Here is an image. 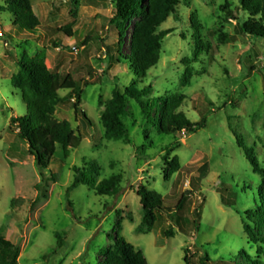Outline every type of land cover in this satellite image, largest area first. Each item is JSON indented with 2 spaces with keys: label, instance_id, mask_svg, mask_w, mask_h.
Returning a JSON list of instances; mask_svg holds the SVG:
<instances>
[{
  "label": "rangeland",
  "instance_id": "rangeland-1",
  "mask_svg": "<svg viewBox=\"0 0 264 264\" xmlns=\"http://www.w3.org/2000/svg\"><path fill=\"white\" fill-rule=\"evenodd\" d=\"M30 2L40 28L29 42L23 41V32L11 25L8 14H0V232L19 244L18 264H102L115 236L141 251L148 264H248L242 252L264 264V251L259 254L258 245L243 232L244 212L255 207L260 182L247 157L264 166V40L236 35L237 21L220 7L228 5L242 22L247 15L237 11L238 0H181L159 29L172 33L163 40L158 64L143 80L135 79L129 64L115 53L118 40L110 24L114 0ZM69 26L73 37L57 35L62 44L54 48L48 29ZM233 36L234 43L229 41ZM194 37L208 44L199 56ZM107 49L120 64L107 60ZM123 51L127 53V47ZM42 52L46 67L70 74L83 94L78 112L72 98L60 103L54 115L71 125L81 138L80 147L65 162L56 156L40 172L28 145L9 128L12 116L25 114L9 79L23 56ZM133 81L140 90L152 88L151 102L183 95L179 111L193 123L205 119L204 127L190 136L162 135L153 114L146 117L128 99L123 122L129 142L105 140L100 122L105 104L116 86L123 93ZM168 148L173 150L169 157L178 158L179 173H171L163 161ZM73 167L85 171L96 185L118 177L116 193L101 196L86 185L67 193ZM140 185L163 200L164 210L149 233L142 226L136 194ZM183 195L188 199L181 214L189 226L180 232L179 215L168 207ZM197 210L198 232L190 227ZM168 231L172 237L163 235ZM63 234L62 247L57 248L55 236Z\"/></svg>",
  "mask_w": 264,
  "mask_h": 264
},
{
  "label": "trees",
  "instance_id": "trees-1",
  "mask_svg": "<svg viewBox=\"0 0 264 264\" xmlns=\"http://www.w3.org/2000/svg\"><path fill=\"white\" fill-rule=\"evenodd\" d=\"M70 1L77 2V0ZM180 2L181 0H114L115 11L110 24L114 27L118 40L115 53L121 55L123 60L129 64V69L135 79L143 80L146 73L158 64L163 40L172 33V30L159 29L176 13ZM0 3V14L5 13L11 17V25L23 32L21 35L23 41L33 40L40 28V21L32 10L30 0H0ZM238 3L237 11L247 15L242 22L228 10V5L220 7L228 17L237 21L236 35L264 40V0H238ZM194 24L197 27L196 23ZM129 25H132L130 41L126 45L124 38ZM71 29L70 26L63 29H48L47 35L55 38L51 39L52 46L59 48L62 44L57 40V35L64 36L66 40L71 39L73 37ZM236 38L233 36L229 38V41L234 43ZM220 41L222 42V39ZM84 45L85 43L80 44V46ZM124 46L127 47V53L123 51ZM75 47L79 48L78 45ZM194 49L196 56H199L208 50V44L201 38L194 37ZM107 50V60L120 64V60L115 58L111 49ZM45 59L43 52L33 58L23 56L18 62V71L9 79L10 88L19 95L25 108L23 116L10 118L9 128L10 130L15 129L19 139L28 145L29 154L40 172L47 170L55 162L56 156L60 161L65 162L70 152L77 150L81 145V138L75 134L71 125L66 121L56 120L54 115L60 103L72 98L74 99L73 108L78 112L83 93L77 89L70 74L50 71L46 67ZM60 91H68L71 96L61 97ZM151 91L150 86L138 89L135 81L126 87L123 93L117 86L115 87L112 98L105 104L100 117L105 140L129 142L128 131L123 122L128 99L135 101L146 117L153 114L155 127L162 135L174 136L183 133L190 136L204 127L205 119L193 123L183 112L179 111L185 99L183 95L163 96L151 102L148 99ZM81 115L86 122H89L85 113L82 112ZM237 143L242 147L240 138H237ZM172 152L173 150L168 148L163 161L171 173H179L181 166L178 158L169 157ZM247 158L253 174L260 177V182L256 189L255 207L244 212L243 232L251 243L258 245L257 252L260 254L264 251V166L253 156ZM73 172L74 180L67 188V193L80 185L93 187L94 191L101 196L116 193L114 184L119 182L116 176H111L108 180H103L96 185L95 181L90 179L82 169L73 167ZM41 178H45L43 173H41ZM37 188L40 189L41 184L37 185ZM136 194L143 212L142 226L149 233L158 220L159 212L164 210L163 200L160 195L143 185L138 186ZM187 199L188 196L183 195L177 204H170L168 207V210H174L179 215L176 222L180 232H184V228L189 226L187 219L181 214ZM222 203L230 204L224 200ZM195 216L196 219L190 223V227L198 232L201 219L198 210ZM163 235L172 237L173 233L168 231ZM63 236L64 234L55 236L57 248L62 247ZM240 256L248 264H258V261H253L244 252ZM19 257V244L7 240L0 232V264H18ZM102 264L148 263L141 251L115 236L114 244L107 248Z\"/></svg>",
  "mask_w": 264,
  "mask_h": 264
},
{
  "label": "water",
  "instance_id": "water-1",
  "mask_svg": "<svg viewBox=\"0 0 264 264\" xmlns=\"http://www.w3.org/2000/svg\"><path fill=\"white\" fill-rule=\"evenodd\" d=\"M80 112H82V111H80Z\"/></svg>",
  "mask_w": 264,
  "mask_h": 264
}]
</instances>
